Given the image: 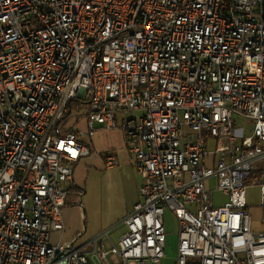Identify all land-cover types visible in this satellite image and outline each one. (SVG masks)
<instances>
[{"label":"built area","instance_id":"built-area-1","mask_svg":"<svg viewBox=\"0 0 264 264\" xmlns=\"http://www.w3.org/2000/svg\"><path fill=\"white\" fill-rule=\"evenodd\" d=\"M73 101L85 129L66 128ZM116 128L138 201L116 226L53 243L80 138ZM250 186L264 208V0H0V264H158L167 209L175 264H264Z\"/></svg>","mask_w":264,"mask_h":264},{"label":"rangeland","instance_id":"rangeland-1","mask_svg":"<svg viewBox=\"0 0 264 264\" xmlns=\"http://www.w3.org/2000/svg\"><path fill=\"white\" fill-rule=\"evenodd\" d=\"M87 110L85 103L73 101L70 118L83 116ZM118 115V114H117ZM132 114H130L131 116ZM121 116V114H120ZM233 128L238 135H249L251 132L252 121L245 117L234 116ZM185 131H187L185 129ZM99 132V131H98ZM106 134V133H98ZM85 146L92 149L94 154L100 153L96 147L91 145L89 138L85 137ZM107 143L105 142V145ZM210 149L214 148L213 141L209 142ZM78 171V170H77ZM99 172V171H98ZM97 170L93 168L90 175L85 178L81 191H71L72 197L75 196L78 201H81L86 215L92 219L105 222L111 221L104 229L120 222L119 215H121L129 204V197L125 192V186L121 176L118 175L117 170L102 172L100 175ZM113 177L112 180L110 178ZM214 198L216 204L222 203L225 197L219 191H214ZM247 204L248 211L252 217V224L255 230H264V208L259 206V193L256 187H248L247 190ZM187 205V204H186ZM115 220V221H114ZM114 221V222H113ZM164 223L166 228V247L164 258L158 264H175L176 246L178 239V222L174 215L168 209L164 213ZM125 230L124 225H118L111 233L112 239L116 242L119 235ZM84 241L83 239H80ZM94 264V263H90Z\"/></svg>","mask_w":264,"mask_h":264},{"label":"crops","instance_id":"crops-1","mask_svg":"<svg viewBox=\"0 0 264 264\" xmlns=\"http://www.w3.org/2000/svg\"><path fill=\"white\" fill-rule=\"evenodd\" d=\"M84 115H76V117L70 118L66 124V128L70 129L78 126L85 129ZM101 132L106 134H98ZM85 137L89 138L90 143H92L91 145L96 147V150L100 153L94 154L90 147V149H88V153L83 155L77 162L74 168L73 178L67 184L68 196L65 205L62 207L64 230L63 232L52 233L53 243H58L60 241H72L76 238L79 240L89 239L101 231L104 226L109 225L114 219L113 218L111 221L105 222L103 225L102 221L92 219L90 216L88 217L84 211L81 201H78L79 199H76L75 196L72 197L73 195L71 194V191H81L80 188L82 187L85 178L90 175L93 168H95L97 172L99 171V175L102 172L105 174V172L109 170H117L118 175H120L123 180L125 192L129 197V204L125 211L119 215L117 219L125 217L132 210L133 205L139 199V186L141 179L133 162L131 161V154L124 142L122 131L119 128L112 130L100 129L93 137H89L87 135L81 137L80 142L84 145L86 144L83 140ZM105 142L107 143L106 145ZM108 155H113L115 157L117 163L114 166L107 165L106 157ZM112 179L113 177L110 178V180ZM117 224L112 226H116Z\"/></svg>","mask_w":264,"mask_h":264},{"label":"trees","instance_id":"trees-1","mask_svg":"<svg viewBox=\"0 0 264 264\" xmlns=\"http://www.w3.org/2000/svg\"><path fill=\"white\" fill-rule=\"evenodd\" d=\"M69 115V114H68Z\"/></svg>","mask_w":264,"mask_h":264}]
</instances>
